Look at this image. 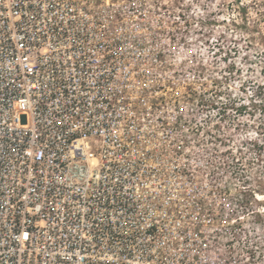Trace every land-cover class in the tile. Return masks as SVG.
I'll use <instances>...</instances> for the list:
<instances>
[{
  "label": "built area",
  "instance_id": "1",
  "mask_svg": "<svg viewBox=\"0 0 264 264\" xmlns=\"http://www.w3.org/2000/svg\"><path fill=\"white\" fill-rule=\"evenodd\" d=\"M144 6L0 0V264H240L245 213L186 167L182 26Z\"/></svg>",
  "mask_w": 264,
  "mask_h": 264
},
{
  "label": "rangeland",
  "instance_id": "2",
  "mask_svg": "<svg viewBox=\"0 0 264 264\" xmlns=\"http://www.w3.org/2000/svg\"><path fill=\"white\" fill-rule=\"evenodd\" d=\"M144 8L145 20L182 26L179 60L168 65L188 110L177 127L192 128L204 163L187 170L221 184L223 200L236 204L230 220L245 213L235 224L240 264H264V0H145Z\"/></svg>",
  "mask_w": 264,
  "mask_h": 264
}]
</instances>
